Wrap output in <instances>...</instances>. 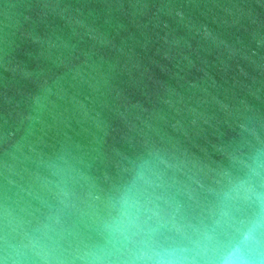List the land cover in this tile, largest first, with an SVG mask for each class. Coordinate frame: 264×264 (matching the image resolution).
<instances>
[{
    "label": "water",
    "instance_id": "95a60500",
    "mask_svg": "<svg viewBox=\"0 0 264 264\" xmlns=\"http://www.w3.org/2000/svg\"><path fill=\"white\" fill-rule=\"evenodd\" d=\"M257 225L264 264V0H0V264H216Z\"/></svg>",
    "mask_w": 264,
    "mask_h": 264
},
{
    "label": "clouds",
    "instance_id": "9594fccd",
    "mask_svg": "<svg viewBox=\"0 0 264 264\" xmlns=\"http://www.w3.org/2000/svg\"><path fill=\"white\" fill-rule=\"evenodd\" d=\"M254 226L243 233L242 238L228 247L220 254L216 260V264H260L259 241ZM116 232L123 237L124 240H130L129 229L127 226H119ZM141 258L148 259L151 264H180L174 252L153 253L149 255L141 252Z\"/></svg>",
    "mask_w": 264,
    "mask_h": 264
}]
</instances>
